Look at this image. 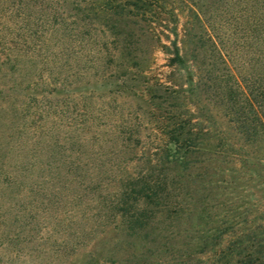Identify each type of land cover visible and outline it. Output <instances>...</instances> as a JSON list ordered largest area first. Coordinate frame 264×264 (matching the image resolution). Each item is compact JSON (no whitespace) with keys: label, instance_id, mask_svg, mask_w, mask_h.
<instances>
[{"label":"rangeland","instance_id":"obj_1","mask_svg":"<svg viewBox=\"0 0 264 264\" xmlns=\"http://www.w3.org/2000/svg\"><path fill=\"white\" fill-rule=\"evenodd\" d=\"M84 1L70 0L60 6L63 18L60 31H52L48 23L42 27L43 36L48 37L44 47L48 63L44 67L49 75H58L59 82L67 84L68 88L74 84L86 85L88 80L107 81L109 86L93 91L84 89L81 93L68 89L58 99L47 97L41 116L33 114L32 108L25 119H15L29 126L27 131L20 129L22 139L29 145L35 142L42 147V161L49 157L87 163L104 160L110 169L95 165L88 171L89 175L114 176L126 171L135 174L146 170L148 161L156 158L154 153L163 142L162 129L155 117L156 105H162L167 116L186 113L197 129L204 130V134L199 135L200 140L216 146L221 153H195L191 157L185 188L179 196L181 206L186 207L188 216L205 208L213 213L222 212L227 223H222L221 229L229 232L223 235L227 239L250 236L251 225L255 226L258 220L259 224H264V178L251 176L249 172L245 175L243 171L264 156V142L246 143L241 138L236 123L228 115L229 105L220 86L226 79L234 84L244 82L242 80L257 64L258 48H264V34L263 40L258 42L255 34L247 29L256 8L254 1L165 0L159 3L154 0L155 18L161 19L152 22L136 17L109 18L95 11L87 13L83 10ZM195 11L207 25L206 34H202L203 29L196 19H190ZM177 16L178 40L182 37L184 23L194 36L201 34L204 38V52L195 63L200 64L198 68L191 62L186 63L183 70L170 67V55L160 47L159 37L162 43H170L162 31L170 34V40L176 38L170 30ZM14 19L18 22V18ZM28 27L39 28L35 22L21 21L13 28V33H21ZM212 28H216L215 31ZM186 77H192L191 82L186 81ZM173 83H184L182 88L174 86L181 96L187 97V100H178L180 107L174 106L169 98L175 93V89H171ZM11 126L6 116H0V137L13 134ZM36 126H41L43 136L36 133L40 129ZM54 138L63 151L49 155L48 147L54 145ZM100 147L105 151L103 155L91 153L99 151ZM131 148L134 149L131 151ZM120 161L123 169L117 167ZM175 172L182 173L180 167L174 170L172 167L167 173L174 175ZM244 184L249 186V191L242 188ZM98 195L101 193L91 196ZM236 206H259V209L243 218L233 217L241 212L235 210ZM15 208L18 224L22 223L18 226L24 233L21 237L25 236L23 252L26 253L13 264H216V258L208 252L182 262V256L170 250L160 251L153 245L150 250L141 248V244L154 236L134 239L122 234L115 228L119 224L117 220L109 222L96 217L99 212L107 211L106 206ZM7 214L8 207L1 206L2 229L10 224ZM241 218L246 229H241ZM190 221L197 223L198 220ZM216 224L219 227L221 223ZM188 233L182 231L176 236L178 240L187 239ZM130 240L134 241L131 246L128 245ZM156 241L159 246L170 241V236L164 232ZM122 244L126 246L124 249L112 251L115 245Z\"/></svg>","mask_w":264,"mask_h":264},{"label":"trees","instance_id":"obj_2","mask_svg":"<svg viewBox=\"0 0 264 264\" xmlns=\"http://www.w3.org/2000/svg\"><path fill=\"white\" fill-rule=\"evenodd\" d=\"M68 1L70 0H0V116H6L12 124L15 137L7 133L0 137V208L8 207L7 216L10 223L5 225L4 229L0 228V264H13L22 253H26L23 252V244L26 240L25 236L21 237L24 233L20 232L18 225L22 223L18 224L19 215L15 210L18 207L15 206H22L25 210L24 206L92 205L106 206L107 211L99 212L96 217L105 221L117 220L119 224L115 228L122 234L134 239L154 236L149 242L141 244V248L150 250L155 246L160 251L170 250L181 255L182 262L208 252L216 258V264H264V224H259V220L255 226L251 225L249 228L250 236L227 239L223 235L229 232L221 229L222 223H227L224 221L226 216H223L222 212L213 213V210L205 208L200 209L199 213L192 212L188 216L186 207L181 206L179 196L185 188L191 157L195 153L213 155L221 153L216 150V146L213 147L210 143L204 144L200 140L199 135L204 134V130L197 129L186 113L178 112L167 116L162 105H156L158 114H155V117L162 129L163 142L154 153L156 158L148 161L146 170L141 169L135 174L126 171L114 176L103 175L104 173L89 175L88 171L95 165L96 168L110 169L111 166L107 167L104 160L87 163L81 160L66 161L49 157L42 161L40 154L42 147L35 142L29 145V142L22 139L20 129L27 131L29 126L17 123L15 119H25L32 108H34L33 114L41 116L40 110L45 108L47 97L58 99L68 89L71 92L81 93L84 89L93 91L109 86L107 81L88 80L86 85L74 84L72 88H68L67 84L59 82V78H56L58 75H49L44 67L48 63L44 54L48 37L43 36L42 27L47 26L45 24L48 23L52 31H60L58 29L63 23V18L59 8ZM153 1L85 0L83 10L87 13L95 11L109 18L110 16L118 19L136 17L144 22H152L161 19L155 18ZM155 1L165 3V0ZM253 1L256 8L247 29L255 34L259 42L263 40L261 36L264 34V2ZM14 18L26 24L35 22L40 29L28 27L26 28L28 31L24 28L21 33L14 35L13 28L18 23ZM190 19H196L199 27L203 29L202 34L204 32L206 34L207 25L199 13L195 11ZM208 20L210 22V19ZM178 21L177 16L172 21L173 28L170 30L176 38L170 40V34L162 31V35L170 43H162L159 37L160 47L164 53L170 55V67L183 70L186 68L184 65L191 62V65H196L195 67L198 68L200 64L195 63L199 60L200 53L204 52L202 42L204 38L201 34L194 36L184 23L182 37L178 40ZM215 29L212 28L213 31ZM209 39L212 41L211 38ZM255 57L257 64L246 76L247 78L242 80L244 84L238 81L234 84L230 79H226L224 81L226 83L220 86L229 105L228 115L236 123L237 131L246 143L264 142L263 47L258 48ZM191 80L192 77H189L186 81L191 82ZM183 85L184 83L171 85L175 93L169 98L174 106L182 105L178 103L180 98L187 100L186 96H181L174 88V86L182 88ZM151 104L154 105V102ZM36 129H39L36 133L40 137L43 136L41 126H36ZM80 149L79 146V151ZM99 149L91 153L97 155L98 152L99 156L103 155L104 149L101 147ZM132 149L134 148H131V151ZM48 151L49 155L63 151L57 138L54 140V145L48 147ZM117 167L123 169V162L120 161ZM172 167L173 170L175 167H180L182 173L175 172L174 175H169L167 172L172 170ZM246 168L247 170L243 171L245 175L249 172L251 176L264 178L261 174L264 168V156L257 158L253 167ZM243 187L245 192L250 190L247 184ZM97 192L101 195L96 198L91 196ZM236 209L241 212L233 217L243 218L249 212L258 211L259 206H236ZM194 219L198 220L197 223L190 221ZM219 222L221 224L218 227L216 223ZM212 223L214 224L211 226ZM244 224L242 219L241 229L247 228ZM182 231H189L186 235L187 239L178 240L176 234ZM164 232L169 234L170 241L156 246L157 236ZM133 242L130 240L128 245H133ZM124 247H126L124 244L115 245L112 251H119Z\"/></svg>","mask_w":264,"mask_h":264}]
</instances>
